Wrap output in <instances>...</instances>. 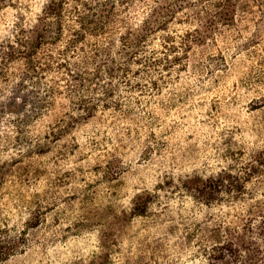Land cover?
Masks as SVG:
<instances>
[{
    "label": "rangeland",
    "instance_id": "obj_1",
    "mask_svg": "<svg viewBox=\"0 0 264 264\" xmlns=\"http://www.w3.org/2000/svg\"><path fill=\"white\" fill-rule=\"evenodd\" d=\"M237 5L0 0V264H264V0Z\"/></svg>",
    "mask_w": 264,
    "mask_h": 264
},
{
    "label": "trees",
    "instance_id": "obj_2",
    "mask_svg": "<svg viewBox=\"0 0 264 264\" xmlns=\"http://www.w3.org/2000/svg\"><path fill=\"white\" fill-rule=\"evenodd\" d=\"M213 4H215V7L217 10V15H219V18H223L224 20L233 18L237 11L238 7V0H211ZM207 186H210V190H213V192L218 191L219 186L222 185L221 180H210L209 183L206 184Z\"/></svg>",
    "mask_w": 264,
    "mask_h": 264
}]
</instances>
